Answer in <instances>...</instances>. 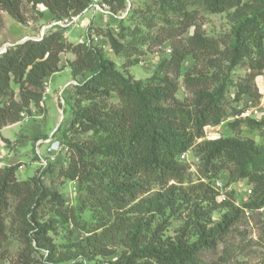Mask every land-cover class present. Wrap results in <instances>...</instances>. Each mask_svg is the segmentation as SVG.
Here are the masks:
<instances>
[{"label": "trees", "instance_id": "16d2710c", "mask_svg": "<svg viewBox=\"0 0 264 264\" xmlns=\"http://www.w3.org/2000/svg\"><path fill=\"white\" fill-rule=\"evenodd\" d=\"M104 1L115 14L127 7V0ZM30 2L45 7L41 14L47 22L71 19L92 8L91 0ZM194 4H202L210 13H229L234 22L230 35H207L197 24L196 11L188 9ZM0 8L26 23L22 0H0ZM156 11L174 15L175 22L164 30V38L162 31H152ZM128 20L134 26L122 25L117 33L102 26L97 30L116 55L134 57L129 60L132 64L140 63V48L163 44L194 29L185 42L173 43L169 57L146 80H134L120 71L91 36L78 43L65 40L67 27L62 26L48 28L42 38L14 44L0 54V130L19 122L21 113H29L32 106L43 110L44 80L63 70V53L74 54L67 66L78 79L73 117L63 135L54 137L65 138L69 133L67 143L75 154L61 172L67 179L88 185L82 201L69 206L58 190L41 183L38 174L18 180L16 165L0 167V237L6 238L5 219L13 198L21 237L29 250L23 253L29 258L25 264H85L93 255H112L111 247L118 243L127 250L118 260L122 264H204V254L226 240L245 219L246 211L264 206V147L252 138L237 136L203 139L207 127L219 126L248 106H235L230 112L226 108L220 76L225 66L247 60L251 77L248 84L238 87L233 101L237 104L254 95L251 82L264 71V0H150ZM188 56L195 63L182 72ZM200 64L207 70L199 68ZM182 75L192 93L190 101L176 96ZM113 98L118 102H112ZM240 124L264 136V118L230 123L233 127ZM48 137L42 133L37 138ZM188 152L198 159L197 181L191 177L190 164L181 159ZM224 173L231 182L247 180L253 186L243 208L230 197L218 199L213 183ZM44 210L87 234L73 243L74 258L58 257L49 235L54 227L43 222ZM86 210L96 217L91 225L81 219ZM217 211L224 212L214 220ZM167 212L186 214L183 227L172 238L163 235L165 219L156 230L149 222L155 213ZM34 244L48 250L45 262L32 256ZM77 256L83 261L73 262Z\"/></svg>", "mask_w": 264, "mask_h": 264}, {"label": "rangeland", "instance_id": "374dc122", "mask_svg": "<svg viewBox=\"0 0 264 264\" xmlns=\"http://www.w3.org/2000/svg\"><path fill=\"white\" fill-rule=\"evenodd\" d=\"M150 0H127V7L125 10H119L117 14L110 10L109 6L105 11L100 12L95 9H89L84 14L74 16L76 21L71 23L61 20L45 21L42 16L43 6L34 7L30 0H22V11L27 19L25 24L18 22L6 10L0 8V49L4 48L6 44H15L25 37L40 38L44 27L48 28L67 27L63 29L65 40L78 43L81 40H87V37L99 36V41L93 40V43L100 45L104 50L106 56L112 59L116 67L124 72L127 76H131L134 80H146L152 77L158 70L160 63L169 57L170 50L173 43L185 42L189 34L192 33L193 27L188 32L178 35L173 39L166 40L163 44H155L154 46H144L140 48L139 55L140 63L132 64L129 60L133 58H124L116 55L109 42L100 34H98V27L102 26L105 29H113L115 33L121 31V26L125 25L133 27V22L129 21L130 15H137L144 7V3ZM188 9L196 11L198 18L197 24L205 31L207 35L221 38L229 36L234 27L229 13H210L202 4H194ZM115 18H114V17ZM173 12L168 11L162 14L159 11L155 13V27L152 31L155 34L161 33L162 37H166L164 31L167 26H172ZM135 18V17H134ZM171 19V24L163 23L164 20ZM122 20V21H120ZM51 25V26H49ZM91 25H93L91 27ZM144 30V28H142ZM91 34V35H90ZM61 64L64 66L63 70L52 76L50 86L52 92L47 95L45 99V109L39 112L35 106H32L27 115L29 118L22 117L19 122L4 126L0 130V167L17 166L16 177L18 180H25L33 175L38 174L41 178V183L50 187L53 190H58L63 196L65 203L69 206H77L82 201L87 192V184H81L78 180L67 179L61 170H65L71 163V157L75 154L72 147L67 143L69 133L65 138L59 136L55 138L54 135H61L72 119L73 110L75 109V88L77 78L73 77L71 70L67 66V62L74 58L71 52L62 54ZM195 63L192 56H188L182 66V72L187 71ZM199 68H205L203 64ZM205 70H207L205 68ZM225 89L226 108L230 111L233 107L243 108L245 106L262 107L264 111V71L257 76L253 83L254 95L251 97L245 96L237 104L233 101L235 92L238 87L245 85L247 80L251 77V69L247 60L236 66H225L220 74ZM77 79V80H76ZM70 80V81H69ZM69 81V82H68ZM68 82V84H67ZM179 88L177 97L182 101H190L192 93L186 88L184 83V76L179 80ZM67 84V85H66ZM248 84V83H247ZM15 88L16 85H14ZM62 91L61 95L60 92ZM56 95L58 100H56ZM112 102L117 103L118 99L113 98ZM88 104V102L83 103ZM37 112V113H36ZM243 119V118H239ZM232 119L229 121H234ZM230 122V123H231ZM230 123H223L219 126H210L206 128L205 137L203 139H216L219 137L237 136L242 138H252L260 146L264 147V136L258 131H252L244 124L233 127ZM49 135L48 138H37L40 134ZM57 135V136H58ZM63 135V134H62ZM58 141L57 148L54 152L58 153L55 162L51 161V156L48 151L50 144L48 139ZM40 140H47L38 144ZM202 140V139H200ZM199 140V141H200ZM183 161L190 164L191 177L197 181V164L198 159L190 152L181 156ZM53 169L54 171H50ZM62 170V171H63ZM61 172V173H60ZM225 183L222 190L219 191V200L226 198L239 199L244 201V195L248 194L246 189H253L247 180H240L231 182L229 175L224 173L219 178ZM154 191H158L156 187ZM225 195V198H221ZM15 201L10 198V206L5 219L6 238L3 240L0 237V264H25L29 258L23 253H29L26 250V244L21 237L17 217L15 215ZM224 211H217L213 214L214 220H219ZM43 222L49 221L53 225L49 235L52 241L56 244L58 257H71L77 255L73 243L80 241L87 234L75 229L71 225H64L59 216L47 210L43 211ZM146 218L151 217L146 214ZM186 214L167 212L166 215H159L155 213L150 218L152 227L160 225L165 219L167 225L164 231V237H174L180 228L183 227ZM81 219L91 225L95 222V215L92 210H86L81 213ZM154 228L151 229V232ZM32 256L39 261H46L49 254L45 248L37 247ZM25 251V252H24ZM112 255L104 256L96 254L90 257L89 260H84L85 264H122L119 263L123 252L127 251L126 247L118 243L111 247ZM27 258V259H26ZM204 264H264V206L256 211L246 213L245 219L236 224L232 229L226 240L218 246L215 251L205 253L203 256ZM83 261L78 256L73 262Z\"/></svg>", "mask_w": 264, "mask_h": 264}, {"label": "built area", "instance_id": "2783aa9c", "mask_svg": "<svg viewBox=\"0 0 264 264\" xmlns=\"http://www.w3.org/2000/svg\"><path fill=\"white\" fill-rule=\"evenodd\" d=\"M92 1V9H95L96 11H105L106 8L108 7L106 2L104 0H91ZM76 21L75 17H72L71 18V23H74ZM64 22H68L67 19L64 20ZM60 24H62L63 26L67 25V24H63V22H59ZM39 39V38H38ZM95 41H99V37L98 36H95L94 39ZM83 40H81L82 42ZM50 78L44 80V91H43V99L40 103V107L42 109H45V99L47 97L48 94H50L52 92L51 90V86H50ZM62 91L60 92V95H61ZM60 95H56V100H58V96ZM262 107H257V106H252V107H246L244 110H241V112L239 114H235V115H232L230 117H228L225 121L222 122L225 123L229 120H232V119H239V118H254V119H262L264 118V111L261 109ZM37 113V112H36ZM22 117H26V118H29V115H27V113L25 112H22L21 113ZM45 142L47 140H44ZM43 140H40L38 142V144H41L44 142ZM48 143L50 144V146L48 147V151H49V154L51 156V161L50 162H55L56 161V156L58 155V153L54 152V150H56L57 148V144H58V141H55L53 140L52 137H50V139H48ZM225 186V183L218 179L216 180L214 183H213V187L217 190V191H220L222 190V188ZM248 194L246 193V195H244L245 197L243 198V200H239V199H234V202L237 206L239 207H242L243 208V203L248 201L249 199V196L250 194H252V189H246ZM221 198H225V195H222ZM246 213H248V211H246Z\"/></svg>", "mask_w": 264, "mask_h": 264}, {"label": "water", "instance_id": "95a60500", "mask_svg": "<svg viewBox=\"0 0 264 264\" xmlns=\"http://www.w3.org/2000/svg\"><path fill=\"white\" fill-rule=\"evenodd\" d=\"M49 26H51V25H49ZM46 27H47V26H46ZM46 27H44V29H43V31H42V34H41V37H40V38H42L43 34L45 33V31H46V30H45ZM40 38H39V39H40ZM28 39H38V38H34V37H30V36H28V37H25L24 39H22L21 41L15 43V44L22 43V42H24V41H26V40H28ZM12 45H14V44H6L4 48L0 49V54L3 53V52H5V51L7 50V48H8L9 46H12Z\"/></svg>", "mask_w": 264, "mask_h": 264}, {"label": "crops", "instance_id": "0c3cea01", "mask_svg": "<svg viewBox=\"0 0 264 264\" xmlns=\"http://www.w3.org/2000/svg\"><path fill=\"white\" fill-rule=\"evenodd\" d=\"M42 10H43V11L45 10V7H44V6H43V9H42ZM29 36H30V35H29ZM71 59H72V58H71ZM53 76H54V75H53ZM69 81H70V80H69ZM69 81H68V82H69ZM68 82H67V84H68ZM67 84H66V85H67Z\"/></svg>", "mask_w": 264, "mask_h": 264}]
</instances>
